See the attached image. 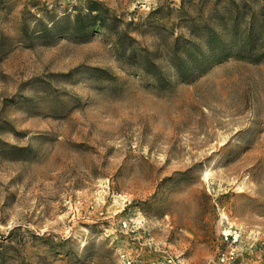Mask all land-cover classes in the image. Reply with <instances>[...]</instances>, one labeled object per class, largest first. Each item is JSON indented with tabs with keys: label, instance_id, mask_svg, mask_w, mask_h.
Instances as JSON below:
<instances>
[{
	"label": "rangeland",
	"instance_id": "rangeland-1",
	"mask_svg": "<svg viewBox=\"0 0 264 264\" xmlns=\"http://www.w3.org/2000/svg\"><path fill=\"white\" fill-rule=\"evenodd\" d=\"M88 1L0 0V264H264V59L172 65L240 2Z\"/></svg>",
	"mask_w": 264,
	"mask_h": 264
},
{
	"label": "trees",
	"instance_id": "trees-1",
	"mask_svg": "<svg viewBox=\"0 0 264 264\" xmlns=\"http://www.w3.org/2000/svg\"><path fill=\"white\" fill-rule=\"evenodd\" d=\"M233 2V1H232ZM238 3L226 4L222 7V15L218 20L209 18L200 24V33L188 39L176 38L173 49L172 65L181 79H186L191 68L200 67L198 55L205 57L207 66L215 61H222L228 57H235L249 62H259L264 59V0H238ZM248 2L258 6L257 12L249 15L242 11L247 7ZM184 0H179V9H184ZM250 6V4H248ZM107 9L100 1L91 0L86 3L84 12L77 11L73 15L72 22L75 30H84L98 24L110 27L107 23ZM247 14V15H246ZM115 27V25H113ZM116 39L122 43L123 33L114 31ZM195 36V37H194ZM197 38L199 43L193 42ZM202 45L201 49L199 45ZM154 68L152 71H150ZM145 70L150 72L159 84H163V77L160 72L145 59Z\"/></svg>",
	"mask_w": 264,
	"mask_h": 264
}]
</instances>
